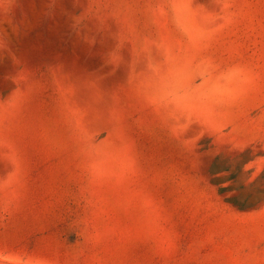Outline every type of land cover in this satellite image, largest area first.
<instances>
[{"label":"rangeland","instance_id":"1","mask_svg":"<svg viewBox=\"0 0 264 264\" xmlns=\"http://www.w3.org/2000/svg\"><path fill=\"white\" fill-rule=\"evenodd\" d=\"M0 264H264V0H0Z\"/></svg>","mask_w":264,"mask_h":264}]
</instances>
